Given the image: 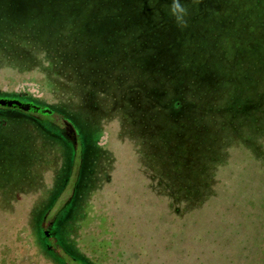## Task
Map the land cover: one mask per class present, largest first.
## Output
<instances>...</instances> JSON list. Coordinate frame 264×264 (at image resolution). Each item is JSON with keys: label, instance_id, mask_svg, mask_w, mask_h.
<instances>
[{"label": "rangeland", "instance_id": "374dc122", "mask_svg": "<svg viewBox=\"0 0 264 264\" xmlns=\"http://www.w3.org/2000/svg\"><path fill=\"white\" fill-rule=\"evenodd\" d=\"M109 1L0 0V96L56 112L44 118L0 108V264H227V243L236 238L224 233L223 218L242 207L227 192L258 174L256 158L264 153V128L255 121L264 114V54L254 49L222 60L218 77L226 83L216 87L217 67L198 55L173 84L188 24L199 28L195 0H180L186 13L179 21L173 0H159L155 21L163 22L142 37V49L126 45L138 29L122 30L112 16L120 0ZM177 98L183 108L174 110ZM61 115L80 133L82 160ZM170 128L179 137L172 147L163 145ZM177 148L187 154L178 157ZM201 154L203 161L191 159ZM163 159L175 180L185 167L194 172L184 186L183 196L192 197L181 202L185 213H171L178 186L163 176ZM196 162L205 168L198 171ZM208 175L217 184L200 187ZM231 253L230 264L259 260Z\"/></svg>", "mask_w": 264, "mask_h": 264}, {"label": "trees", "instance_id": "16d2710c", "mask_svg": "<svg viewBox=\"0 0 264 264\" xmlns=\"http://www.w3.org/2000/svg\"><path fill=\"white\" fill-rule=\"evenodd\" d=\"M158 1L159 0H120L119 2L112 3L114 5V12H115V14H113L112 16L113 19H116L115 20L116 24L119 22L124 24L123 27L120 26V28L125 31H130V30L134 31V29H138L137 36L131 34L130 37H128L126 41L127 46L140 48V49H142V47L144 48L145 43L143 44V42H141L142 37L151 36L153 30L157 26L161 27L163 21L157 23L155 21V19L161 15L159 12L163 11L158 8L157 6ZM202 1L203 0L194 1L197 5L196 16L194 17L195 18L194 21H196L195 24L199 25V28L196 27L194 30H192V27H194V25L188 24V26L191 29L188 32L189 37H187L189 44L180 45L182 52L178 54L181 56L179 63L183 65V68L180 69L179 67L178 79L173 84H179L183 82L182 76L185 74L184 70L186 71L188 67L186 63L191 62L192 60H196V56L198 55H203L205 58L208 59V62L212 67L213 66L217 67V69H211L213 75L216 76L213 82L214 87H216V86H222V84L226 83V81L223 79V76L222 78L218 77L220 76L218 71V68L220 66L219 63L222 60L228 62L234 56L238 58L240 57L241 54H245V53H248V55L251 56L253 55L254 49H256L257 51H262L263 52L262 54H264V0H246L244 2L242 0H217V2L210 5H206V7L201 6L200 2ZM99 6L101 7V4H99ZM171 15L172 14L169 13L163 15L164 20L166 19V23H169L168 21H171V19L169 18L171 17ZM117 28L118 26H116V29ZM225 34L227 35V38L225 40L226 44L223 45L219 51H217L216 45L219 43L220 39L224 37ZM177 36L175 38H177ZM233 37L235 39L232 42L230 39ZM178 39H180L179 41L186 40V38L184 37L183 38L178 37ZM244 40L245 42L248 43L246 46H244L243 44ZM169 89H173V88H169ZM184 89H186L185 85L180 86L178 89H176L177 91L175 92L176 95H179V93H181V91ZM168 90L167 88H165L166 92ZM201 94L204 95L203 93ZM259 100L262 102L264 101L262 97H260ZM172 106L174 110L175 109L179 110V108H183L182 103L178 98L176 102H173ZM235 108L239 110V112L243 110L240 102H238L235 105ZM163 109L166 110L167 108L163 107ZM26 114L32 115L30 113H26ZM64 119L68 120V117L65 116ZM222 119L223 120L221 122H223L226 119V117ZM255 121L258 122L259 125L262 126V128H264V114H260L257 117H255ZM35 123L37 126L38 125L41 126L43 132L44 130H46L47 132L45 131V133L47 134L49 133L48 135H51V133H53L52 130L48 128L49 126L44 125V123H40L37 121ZM75 127L76 126H74V128ZM36 129H40V128L36 127ZM76 129L77 128H75V130ZM170 129L172 130V128ZM76 134L79 139L80 149L79 150L77 148L72 149L69 143L68 145L70 149L73 151V154L76 153V155L79 156V158L82 160V155H84L82 141H81L82 139L78 130H76ZM163 135L165 138L163 143L164 146H170V147L175 146L176 142L179 140L177 134L175 137L173 130L168 134L163 133ZM260 140H263V138H261ZM180 143H182L181 146L185 144V142L182 139H180ZM258 144L261 145L260 143ZM177 150H178V157L185 156L187 154L182 150H180L179 148H177ZM160 153L161 155H165V150H161ZM178 157L175 160L177 162H178ZM190 158L191 157H189L188 155V160ZM204 158H206V155L204 157L203 154H201L191 159L193 160L196 159L197 161L199 160L203 161ZM175 161L174 159H171V162H175ZM83 162L84 161H82V165ZM256 162H258L259 164L258 174L256 176L247 175L243 177L240 180L239 183L240 185L235 183L233 187L234 188L238 187L237 192L231 193V195L229 194V192H227L228 199L229 200L230 198L233 199L232 201L233 206L234 205L237 206L238 203L242 204V207L238 210L239 212L238 211L235 212V208L233 207L227 209V213L223 218L227 220V224H228V227L226 228V231L224 233H226V235L233 237L234 239L236 238V242L227 243L226 260L230 258L227 260V264H230L235 260L230 257L232 255L231 252H236L233 254L235 256H238L242 262L244 259L249 258L251 256L252 257L258 256L259 260L254 262V264H264V153L261 154L258 158H256ZM162 163L165 164L163 166L164 167L163 176L167 178V180L171 178L174 184L178 186V188H175L176 190L175 194L170 195L171 209L173 206V212L171 213L174 212L178 214L185 213L186 208L185 206L181 205L182 204L181 202L187 201L189 199L191 201L192 199L190 195H189L190 196L189 199L184 197L185 196L184 192H185V187L187 186L186 182L188 181V177L191 174L194 175V172L192 173L185 172L187 170V168L185 167V169L183 168L184 172L176 173L177 180H175L173 179L174 176L170 168L168 167V161L163 159ZM194 164L199 166L198 168L196 167L198 171L200 169L205 168L204 164L202 165L197 162ZM224 180L225 179L223 178L222 180L223 184H224ZM217 181L218 180H216L215 176L210 177L208 175L202 178L199 182H200V187L208 189L214 183L217 184ZM184 182L185 185L183 184ZM210 196L211 194H208V199L211 198L212 200L213 197ZM223 197L225 196L222 195L221 197L219 195V200L222 199ZM47 210H45V212ZM169 212L170 211H168V213ZM219 219H221V217L214 218L213 220H219ZM240 221H245L247 224H245V226L243 227L233 226V224L240 223ZM148 236L151 237L150 234H148ZM161 237L169 238L171 237V235L166 237V235L163 234ZM7 256L11 257L10 253H7Z\"/></svg>", "mask_w": 264, "mask_h": 264}, {"label": "water", "instance_id": "95a60500", "mask_svg": "<svg viewBox=\"0 0 264 264\" xmlns=\"http://www.w3.org/2000/svg\"><path fill=\"white\" fill-rule=\"evenodd\" d=\"M0 108L18 110L21 112L34 114V115L44 117V118H51V117H54L56 115V112L53 109H50L48 107L36 104L32 101H26V100H22V99H18V98H12V97L0 96ZM64 117L65 116L61 115L59 117V121L62 124L69 126L71 128V130L74 132V141H75L74 147L79 150L80 149L79 139H78V136L76 134V130L74 128V125H72V122L69 121V119L65 120Z\"/></svg>", "mask_w": 264, "mask_h": 264}, {"label": "clouds", "instance_id": "9594fccd", "mask_svg": "<svg viewBox=\"0 0 264 264\" xmlns=\"http://www.w3.org/2000/svg\"><path fill=\"white\" fill-rule=\"evenodd\" d=\"M171 11L174 16H176L177 20H181L183 18V14L186 13L185 7L181 4L180 0H173L171 5Z\"/></svg>", "mask_w": 264, "mask_h": 264}, {"label": "flooded vegetation", "instance_id": "af4514ba", "mask_svg": "<svg viewBox=\"0 0 264 264\" xmlns=\"http://www.w3.org/2000/svg\"><path fill=\"white\" fill-rule=\"evenodd\" d=\"M18 99H19V98H18ZM22 100H23V99H22ZM26 101H30V100H26ZM32 102H33V101H32ZM47 237H49V236H47ZM63 257H65V258H63ZM63 257H62V258L64 259L63 261H67V262H68L69 259H71V260L73 259V258H71V257L68 258V257H66V256H64V255H63ZM60 260L62 261V259H60ZM66 264H68V263H66Z\"/></svg>", "mask_w": 264, "mask_h": 264}, {"label": "crops", "instance_id": "0c3cea01", "mask_svg": "<svg viewBox=\"0 0 264 264\" xmlns=\"http://www.w3.org/2000/svg\"><path fill=\"white\" fill-rule=\"evenodd\" d=\"M18 111V110H17Z\"/></svg>", "mask_w": 264, "mask_h": 264}]
</instances>
